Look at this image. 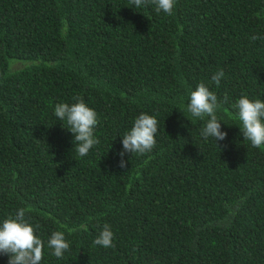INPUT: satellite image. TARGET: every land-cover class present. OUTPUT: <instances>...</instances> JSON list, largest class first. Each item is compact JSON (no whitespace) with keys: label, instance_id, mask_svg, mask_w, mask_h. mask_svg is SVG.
<instances>
[{"label":"trees","instance_id":"1","mask_svg":"<svg viewBox=\"0 0 264 264\" xmlns=\"http://www.w3.org/2000/svg\"><path fill=\"white\" fill-rule=\"evenodd\" d=\"M200 83L231 124L224 140L187 116ZM245 95L264 101V0H176L172 15L130 0H0V222L25 209L41 264H264V146L243 140L232 107ZM73 97L98 118L84 157L54 115ZM141 113L158 120L155 147L122 168ZM105 224L113 247L94 243ZM55 231L70 244L59 259Z\"/></svg>","mask_w":264,"mask_h":264},{"label":"clouds","instance_id":"2","mask_svg":"<svg viewBox=\"0 0 264 264\" xmlns=\"http://www.w3.org/2000/svg\"><path fill=\"white\" fill-rule=\"evenodd\" d=\"M155 5L159 13L163 11L172 15L176 0H130L135 8L147 4ZM252 40L261 39L258 35L250 37ZM224 76L223 70L215 73L211 79L218 86ZM75 102L57 103L54 115L57 120L63 122V126L74 134V143L77 154L86 156L89 151L99 143L94 136V130L98 125L96 111L89 107L82 98L73 97ZM215 92L211 91L204 83H200L190 92V103L187 106V115L192 123L194 118L204 120L207 118L201 130V136L207 140L214 138L217 142L227 137V132L221 130L222 119L217 116L220 107ZM237 109V119L243 140L249 141L253 148L264 146V101L250 99L248 96L240 97L232 105ZM224 123H227L223 121ZM229 124V123H227ZM231 125V124H229ZM158 132V120L150 114L141 113L134 121L133 126L123 135V149L118 153L121 157L120 167L126 168V153L145 154L155 147L156 133ZM25 209L20 208L14 216L10 215L0 222V254L9 256L8 264H41L44 257L45 242L37 235L36 228L25 219ZM81 228L87 230L86 225ZM113 232L108 224H105L94 243L105 248L113 247ZM47 248L52 250L56 258H63L69 250L70 244L61 231H55L47 240Z\"/></svg>","mask_w":264,"mask_h":264}]
</instances>
